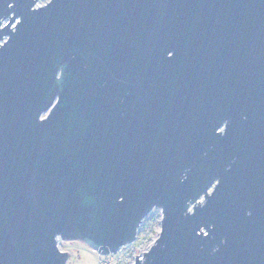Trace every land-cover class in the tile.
<instances>
[{
    "label": "water",
    "instance_id": "1",
    "mask_svg": "<svg viewBox=\"0 0 264 264\" xmlns=\"http://www.w3.org/2000/svg\"><path fill=\"white\" fill-rule=\"evenodd\" d=\"M38 1L0 0V264L157 208L134 264H264V0Z\"/></svg>",
    "mask_w": 264,
    "mask_h": 264
},
{
    "label": "rangeland",
    "instance_id": "2",
    "mask_svg": "<svg viewBox=\"0 0 264 264\" xmlns=\"http://www.w3.org/2000/svg\"><path fill=\"white\" fill-rule=\"evenodd\" d=\"M49 0H39L38 5H44ZM4 20L3 24H6ZM211 192V189H210ZM204 201V199H202ZM163 213L160 208L154 209L141 223L136 240L116 253L107 256L101 255L80 239L60 240L59 247L62 251L69 253L70 258L67 264H134L136 255L144 260V252L156 242L160 230Z\"/></svg>",
    "mask_w": 264,
    "mask_h": 264
},
{
    "label": "flooded vegetation",
    "instance_id": "3",
    "mask_svg": "<svg viewBox=\"0 0 264 264\" xmlns=\"http://www.w3.org/2000/svg\"><path fill=\"white\" fill-rule=\"evenodd\" d=\"M224 127H225V123H224V125L221 127V130H223V129H224Z\"/></svg>",
    "mask_w": 264,
    "mask_h": 264
},
{
    "label": "built area",
    "instance_id": "4",
    "mask_svg": "<svg viewBox=\"0 0 264 264\" xmlns=\"http://www.w3.org/2000/svg\"><path fill=\"white\" fill-rule=\"evenodd\" d=\"M4 23V22H3Z\"/></svg>",
    "mask_w": 264,
    "mask_h": 264
}]
</instances>
